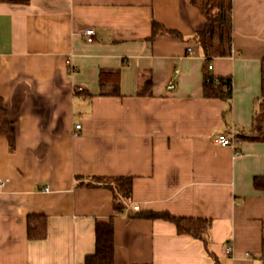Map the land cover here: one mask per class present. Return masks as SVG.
<instances>
[{"label": "crops", "instance_id": "crops-1", "mask_svg": "<svg viewBox=\"0 0 264 264\" xmlns=\"http://www.w3.org/2000/svg\"><path fill=\"white\" fill-rule=\"evenodd\" d=\"M198 1L0 2V95L16 128L13 150L0 134V264H85L97 221L112 217L114 264H262L264 190L254 178L264 175V141L247 136L257 130L264 0H232L233 52L209 68L232 77L228 100L204 93ZM154 20L177 33L149 39ZM103 69L118 70L121 94L102 92ZM233 129L240 152L216 140ZM98 176L132 177L120 214L111 188L87 185ZM146 210L211 218L207 246L136 215ZM30 214L47 215L45 238L28 237Z\"/></svg>", "mask_w": 264, "mask_h": 264}, {"label": "trees", "instance_id": "trees-1", "mask_svg": "<svg viewBox=\"0 0 264 264\" xmlns=\"http://www.w3.org/2000/svg\"><path fill=\"white\" fill-rule=\"evenodd\" d=\"M0 2H10L19 4H28L31 0H0ZM202 10L206 13V25L202 30L196 33V39L200 42L206 57L204 93L208 97H219L221 99H230L233 96V80L231 76L217 78L209 72V61L217 56H228L233 52V17L232 0H199ZM163 33H177V31L168 29L157 21H153L152 33L149 39L153 40ZM112 74L115 78V84L109 85L107 77ZM118 70L101 71V89L103 93L119 95L120 83ZM114 81V80H113ZM112 81V82H113ZM151 80L148 78L144 88L139 92L147 90ZM110 89V90H109ZM254 124L257 128L255 134L248 135V138L264 141V57L261 62V96L258 101V109L254 117ZM0 134L6 135L9 140L10 149L15 147L16 128L14 122L9 118L3 98L0 95ZM243 136V135H242ZM245 137V135H244ZM89 186L103 185L114 191V201L116 214H120L126 206V200L132 197L133 179L129 176L116 177H93L87 183ZM254 186L257 189L264 190V175L254 178ZM140 217L165 219L176 225L179 234H189L195 238L202 239L207 246L208 232L212 226V219L206 217L178 216L169 211L146 210L136 214ZM28 237L30 239H43L47 236L48 219L45 214H30L27 221ZM96 250L93 254L87 256L85 264H114L115 239L113 217L109 220L97 221L96 226ZM264 264V237L262 239V250L257 255ZM152 264V263H138Z\"/></svg>", "mask_w": 264, "mask_h": 264}, {"label": "built area", "instance_id": "built-area-1", "mask_svg": "<svg viewBox=\"0 0 264 264\" xmlns=\"http://www.w3.org/2000/svg\"><path fill=\"white\" fill-rule=\"evenodd\" d=\"M84 35L86 36L87 40L89 42L91 41H94V37H95V30L93 28H88L84 31ZM72 55V54H71ZM67 62L70 66V71L71 72H74L75 71V68L74 66L72 65V62H71V56H68L67 58ZM208 67L211 69L213 68V62L212 60L209 61V65ZM175 72L176 74L180 73V69L176 68L175 69ZM170 88L174 87V82H171L170 85H169ZM78 128H80V124L76 125ZM217 142L220 144V145H223V146H235L234 148H236V152H240V145L242 144V140L241 138L235 133L234 129L232 130V133L230 135H226L224 133L220 134L218 137H217ZM49 186L46 187L47 190H49ZM134 209H139V205H134ZM227 251L231 252L233 251V247L231 245L227 246L226 248Z\"/></svg>", "mask_w": 264, "mask_h": 264}]
</instances>
